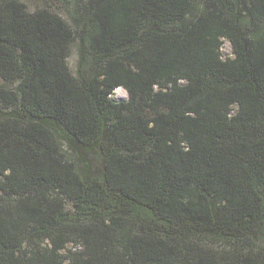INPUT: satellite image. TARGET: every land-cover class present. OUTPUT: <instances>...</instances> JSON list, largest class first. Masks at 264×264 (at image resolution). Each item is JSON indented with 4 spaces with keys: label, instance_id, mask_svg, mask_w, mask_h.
I'll use <instances>...</instances> for the list:
<instances>
[{
    "label": "trees",
    "instance_id": "16d2710c",
    "mask_svg": "<svg viewBox=\"0 0 264 264\" xmlns=\"http://www.w3.org/2000/svg\"><path fill=\"white\" fill-rule=\"evenodd\" d=\"M53 1L0 0V264H264V0Z\"/></svg>",
    "mask_w": 264,
    "mask_h": 264
},
{
    "label": "rangeland",
    "instance_id": "374dc122",
    "mask_svg": "<svg viewBox=\"0 0 264 264\" xmlns=\"http://www.w3.org/2000/svg\"><path fill=\"white\" fill-rule=\"evenodd\" d=\"M25 3H27L31 9H34L37 6H51L52 8H55L60 14H62L63 17L67 18L66 11L60 6L55 3L53 0H24ZM224 42V47L223 49L225 52H230L231 51V43L229 42L228 39L223 38ZM79 61V41L74 40L72 41L68 53V62L70 67L75 70L77 67ZM111 99L114 101H126L129 99V94L127 90L123 87H119L115 89L113 94L111 95ZM71 207V205H69Z\"/></svg>",
    "mask_w": 264,
    "mask_h": 264
}]
</instances>
